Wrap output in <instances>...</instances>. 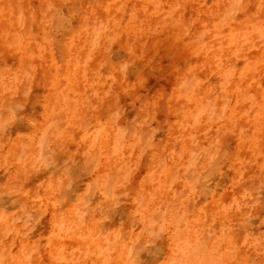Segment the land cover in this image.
I'll return each instance as SVG.
<instances>
[{"label": "rangeland", "instance_id": "1", "mask_svg": "<svg viewBox=\"0 0 264 264\" xmlns=\"http://www.w3.org/2000/svg\"><path fill=\"white\" fill-rule=\"evenodd\" d=\"M0 264H264V0H0Z\"/></svg>", "mask_w": 264, "mask_h": 264}]
</instances>
